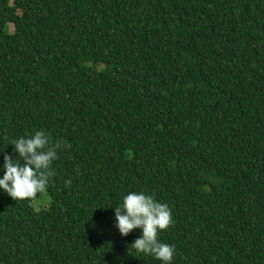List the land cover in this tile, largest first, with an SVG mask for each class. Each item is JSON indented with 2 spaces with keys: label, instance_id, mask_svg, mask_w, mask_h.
Here are the masks:
<instances>
[{
  "label": "trees",
  "instance_id": "trees-1",
  "mask_svg": "<svg viewBox=\"0 0 264 264\" xmlns=\"http://www.w3.org/2000/svg\"><path fill=\"white\" fill-rule=\"evenodd\" d=\"M36 130L70 147L49 207L0 190V264H160L129 191L173 264H264V0H0V166Z\"/></svg>",
  "mask_w": 264,
  "mask_h": 264
},
{
  "label": "clouds",
  "instance_id": "clouds-1",
  "mask_svg": "<svg viewBox=\"0 0 264 264\" xmlns=\"http://www.w3.org/2000/svg\"><path fill=\"white\" fill-rule=\"evenodd\" d=\"M10 144L18 156L4 155V163L0 166L3 173L0 190L15 200L33 199L47 191L56 175L53 163L58 159L59 151L70 147L64 141L53 142L44 130L20 136ZM65 183L71 184V181ZM173 223L169 205L144 191L127 192L122 203L115 206V224L120 234L126 237L134 229H141V235L131 243L132 247L137 253L153 256L160 264H173L175 245L159 239V233Z\"/></svg>",
  "mask_w": 264,
  "mask_h": 264
},
{
  "label": "rangeland",
  "instance_id": "rangeland-1",
  "mask_svg": "<svg viewBox=\"0 0 264 264\" xmlns=\"http://www.w3.org/2000/svg\"><path fill=\"white\" fill-rule=\"evenodd\" d=\"M11 28H13V26H11ZM50 203H51V197L46 191L40 194L38 197H36L32 202L33 206L37 210L49 207Z\"/></svg>",
  "mask_w": 264,
  "mask_h": 264
}]
</instances>
